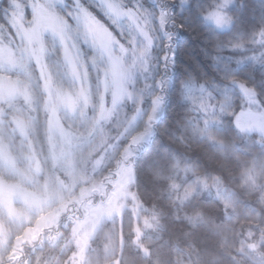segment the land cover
I'll return each mask as SVG.
<instances>
[{"label": "trees", "instance_id": "obj_1", "mask_svg": "<svg viewBox=\"0 0 264 264\" xmlns=\"http://www.w3.org/2000/svg\"><path fill=\"white\" fill-rule=\"evenodd\" d=\"M241 4L244 5L242 8L239 7ZM261 4L264 0H237L232 6L233 12L239 9L238 22L249 32L261 27L264 15ZM2 6H6V0ZM189 10V13H180L178 18L190 30H181L177 34L176 66L168 102L155 126L153 138L142 149L134 167V191L146 209L145 215L153 223L140 240L147 255L142 256L139 248L133 245L131 223L125 220L120 235L112 225H107L95 237L88 264H264V139L236 128L239 100L234 110L230 104H225L223 109L218 106V115L213 117H208L199 103L190 97L188 103L181 102L178 92L186 72L197 79L219 81L217 72L229 57L237 55L224 49L214 61L212 57L217 55L214 44H207L199 33L208 35L205 29L210 26L203 23L191 5ZM224 31L227 33L230 29ZM48 39L45 37V41ZM233 39L240 40L239 37ZM19 43L15 31L9 35L6 28L0 30V47L6 56L9 49L16 52ZM45 47L50 45L46 43ZM246 47L254 46L248 44ZM54 60V56L45 55L52 86L58 89L65 85L71 87L68 76L57 77ZM91 60L89 57V65ZM232 67H236L234 62ZM88 70L90 102L84 110L87 119L80 115V109L74 115L62 114V124L81 136H76L79 144L72 152V158L77 162L74 161L70 185L75 182L82 185L106 175L120 159V150L132 134L130 129L128 135L105 156L100 167L91 173L92 160L99 156L105 145L89 158L85 148L107 138V142H111L127 125L133 106L119 110L115 120L123 118L124 122L118 127L109 130L113 122H99L95 127L93 117L99 113L96 69L89 67ZM63 71H67L65 66ZM240 74L244 78L243 72ZM0 79L5 83H20L30 96L28 105H24L21 99L1 104L0 144L9 152L16 168L27 167L29 163L23 157L33 151L42 173L31 180H35L36 186L40 185L39 182L51 183L53 175L47 168L50 166L47 146L49 111L45 108L49 96L44 90V81L31 60H25L22 67L8 71L0 67ZM257 89L264 91V86L257 83ZM231 95L237 97L239 91L234 90ZM16 119L26 123L29 142L14 133L11 125ZM0 178L5 183L17 182L14 172L1 165ZM5 226L14 230L11 224ZM4 252L0 251V261L4 260Z\"/></svg>", "mask_w": 264, "mask_h": 264}, {"label": "snow or ice", "instance_id": "obj_2", "mask_svg": "<svg viewBox=\"0 0 264 264\" xmlns=\"http://www.w3.org/2000/svg\"><path fill=\"white\" fill-rule=\"evenodd\" d=\"M236 2L237 0H205L203 3L200 0L195 3L194 0H7L6 6H0V30L6 28L9 35L15 31L21 39L16 52L9 49V55L3 59L0 67L8 71L22 67L25 60L35 59L49 96L45 108L51 113L48 118L50 128L57 123V101L49 83L51 73L44 63L46 54L55 57L58 78L70 75L73 83L80 80L81 87L79 93L75 94L76 100L70 101L68 106L75 108L82 102L80 115L85 119L87 117L84 110L90 102L84 87L89 79V67L96 69L97 92L101 84L104 86V92L99 94L100 119L111 116L125 97L132 101L138 113L141 112L139 105L150 101L151 110L155 113L168 102L176 66L177 34L181 30H190L178 18L180 13H189L191 5L203 23L210 26L205 29L208 35L199 33L207 44H214L217 55L212 59L216 61L224 49L237 55L229 57L228 62L217 72L219 81L203 77L197 79L186 72L179 86L181 102L188 103L190 97L199 103L208 117L217 116L218 106L223 109L225 104H230L234 110L237 100L241 113L246 110L264 113V91L257 89V83L264 86V15L261 17V27L249 32L238 22L239 9L232 11ZM243 6L241 4L239 7ZM261 10L264 12V4H261ZM225 29H230V32L226 33ZM45 33L50 34L47 41ZM100 34L109 39V45L98 49L96 39ZM234 37H239V42ZM46 43L50 47L46 48ZM248 44L254 47H246ZM89 57L92 58L91 65ZM123 61L131 66L130 71L122 68ZM233 62L236 67H232ZM65 64L69 66L68 71H63ZM106 65H119L122 72L117 90L112 93L111 108L105 107L111 69L103 79L100 75L101 66ZM234 90L239 91V96L231 95ZM93 121H96V117H93ZM260 131L264 133V128Z\"/></svg>", "mask_w": 264, "mask_h": 264}, {"label": "rangeland", "instance_id": "obj_3", "mask_svg": "<svg viewBox=\"0 0 264 264\" xmlns=\"http://www.w3.org/2000/svg\"><path fill=\"white\" fill-rule=\"evenodd\" d=\"M4 1L0 0V6ZM49 35L45 33V37ZM18 37L21 39L20 35ZM108 45L109 39L104 34L97 36L96 47L98 49ZM5 57L0 47V63ZM61 57L63 61L62 54ZM105 58L107 59V56ZM31 61L36 65L35 59ZM68 67L65 64L67 71ZM108 67L111 69V83L109 90L105 93V107L111 108L112 93L117 90V83L122 72L119 65ZM36 68L41 77L37 65ZM67 80L71 87L65 85L58 89L52 86L51 81L49 82L57 101L55 106L57 123L51 128L48 124L47 140L50 157V166L47 168L52 173L54 181L50 179L51 183L48 182V184L47 181L39 182L40 185L36 186L35 180L32 181L31 178L36 179L42 173V169L34 152L31 151L28 157H23L29 163L27 167L18 166L16 168L13 165V158L0 144V165L3 169H11L17 178L16 183H5L0 178V217H2L0 251H5L2 255L4 260L0 261V264H88L95 237L100 235L107 225H112L120 235L125 220L131 223L130 230L134 235L133 245L139 248L142 256L147 255L140 240L153 223L152 219L145 215L146 209L134 191L136 181L134 167L142 149L150 143L154 136L155 126L163 116L164 105L153 113L149 101V103L139 105L141 112L138 113L132 101L125 97V100L117 105L116 111L107 119H100L98 113L95 127L99 122L104 124L113 122L108 127L112 130L124 122L123 118L115 120L119 110L133 106L127 125L116 137H113L111 142H107V138L103 142H95L90 144L91 147L85 148L87 158H89L96 150H101L102 145H105L99 152V156L92 160L91 173L100 167L105 156L112 151L121 138L128 135L130 129L132 130L131 137H127L126 145L121 148L120 159L115 161L112 170L101 179L91 180L82 185L77 182L70 185L69 181L72 180V172L75 170L74 161L77 162L75 158H72V152L79 144V139L76 137L79 135L71 132L62 124V114L74 115L80 109L82 102L78 103L75 108L68 106L70 101L76 100L75 94L79 93L81 82L77 79L73 83L70 75ZM88 86L89 82L86 81L84 87L89 96ZM129 91H131L130 88ZM100 92H104L103 84H101ZM18 99H21L24 105L29 104L30 96L26 88L18 82L5 83L0 79V106ZM48 100L46 99L45 103ZM239 113L240 115H236L235 118L236 128L245 134H256L264 139V133L260 131L264 128V113L249 110ZM150 116L151 119H149ZM2 117L3 113L0 109V122H2ZM11 126L14 133L29 142L24 121L16 119ZM134 128H137V131H134ZM83 146H86V143ZM79 158L78 156V161ZM33 186H36L35 189ZM73 186L76 188L73 189ZM6 224H11L14 230H9ZM12 235L14 237L11 239ZM9 241L10 244H8ZM31 253L34 259L30 263L28 255Z\"/></svg>", "mask_w": 264, "mask_h": 264}, {"label": "clouds", "instance_id": "obj_4", "mask_svg": "<svg viewBox=\"0 0 264 264\" xmlns=\"http://www.w3.org/2000/svg\"><path fill=\"white\" fill-rule=\"evenodd\" d=\"M130 65L126 62V61H123L122 62V68L124 69V70H126V71H130ZM85 70H87V69H85ZM110 72V69H109V67L106 65V66H104L103 68H100V75H102L103 76V78H104V76H105V74L106 73H109ZM101 92H98V94H100Z\"/></svg>", "mask_w": 264, "mask_h": 264}, {"label": "flooded vegetation", "instance_id": "obj_5", "mask_svg": "<svg viewBox=\"0 0 264 264\" xmlns=\"http://www.w3.org/2000/svg\"><path fill=\"white\" fill-rule=\"evenodd\" d=\"M28 258H29V260H30V263L33 261V259H34V256H33V254L31 253V254H29L28 255Z\"/></svg>", "mask_w": 264, "mask_h": 264}]
</instances>
